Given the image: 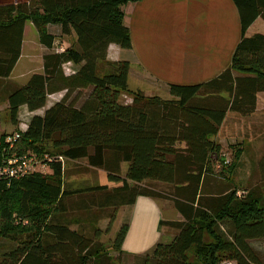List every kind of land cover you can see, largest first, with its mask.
Here are the masks:
<instances>
[{
    "label": "trees",
    "instance_id": "trees-1",
    "mask_svg": "<svg viewBox=\"0 0 264 264\" xmlns=\"http://www.w3.org/2000/svg\"><path fill=\"white\" fill-rule=\"evenodd\" d=\"M131 1L137 0H0V79L10 78L20 58L27 23L47 50L41 73L4 92L10 123L17 126L20 107L33 113L46 106L50 95L65 92L41 116L33 115L25 130L0 134V170L10 159L30 153L57 156L44 161L47 175L0 174V239L15 244L0 255V264H105L104 251L91 250L89 238L53 218L66 212L64 202L73 196L90 195L88 203L96 214L131 206L138 197L164 198L144 188L145 181L168 185L171 192L164 199L180 216L179 221H159L176 234L149 251L151 264H259L248 241L264 239V198L252 192L240 198L236 188L210 193L205 186L211 178L231 175L242 154L235 149L226 161L213 139L226 114L250 115L256 94L264 92V35L246 36L257 18L264 20V0H232L240 40L229 67L207 82L169 85L167 100L131 91L128 62L107 61L110 44L130 48L120 7ZM49 25L60 26L62 35L73 32L75 43L54 51ZM67 63L77 70L66 74ZM85 90L89 92L77 106ZM121 94L129 95L131 103H121ZM58 158L85 159L117 186L69 189ZM122 164L127 166L123 176ZM254 168L264 181V151ZM13 214L26 224L14 221ZM127 228L122 225L112 243L117 252H122Z\"/></svg>",
    "mask_w": 264,
    "mask_h": 264
},
{
    "label": "rangeland",
    "instance_id": "rangeland-1",
    "mask_svg": "<svg viewBox=\"0 0 264 264\" xmlns=\"http://www.w3.org/2000/svg\"><path fill=\"white\" fill-rule=\"evenodd\" d=\"M49 32L52 34L56 33L55 38H58V36L61 38L59 35L60 33H57L55 29L53 30L50 28ZM64 39L69 41V38ZM25 40L24 57L14 68L10 76L12 81L9 82L11 83L0 80V134H5V136L14 133L15 130L23 131L33 115L41 116L45 109L58 102L65 94V92H59L49 96L46 106L33 113L28 112L26 108H20L17 116V126H13L10 123L4 92L8 91V89H10L9 87L13 86L12 84L18 87L26 84L32 74H39L42 70L41 58L45 49L38 43L36 31L30 26L26 28ZM61 44L62 42L59 39L56 43L54 42V51H60V46L62 48ZM109 55H113L112 49L109 51ZM107 61L116 62V60L111 59ZM67 64L63 66V71L66 74H70L74 67ZM128 88L131 91H139L145 96H159L165 100L171 98L169 93L163 89L164 87L158 88L157 85L150 84L147 79L140 78L138 74L133 72L130 73ZM88 92L89 90H85L81 93L82 98L77 103V106L80 105L83 97L87 95ZM261 99V104H264V95H261ZM119 101L124 104H129L131 103V97L127 94H121ZM259 131L260 128L253 126L250 120L242 119L232 113L227 115L224 124L216 136L219 142L218 144L221 147V156L225 158L226 161L230 162L235 149H241L243 155H241L239 163H237L238 167L231 175L227 173L224 177L211 178V180L207 181L208 185L205 186V190L212 193L215 190L223 191L225 188H236L238 191L237 195L240 198L244 197L245 194L249 192L264 198V181H261L259 177L258 168H254V164L257 163L259 157H261L259 155H262V151L264 150V128H261V131ZM256 132H258V134ZM20 157H27L31 161L29 167L32 168L33 171L38 172L41 170L46 175L50 173V170L43 162H47L46 159L57 158V156L48 155L46 153L42 155L30 153ZM126 168V164H122V176ZM62 174V180L66 182L65 184H68L69 189L77 190L89 186H106L107 189H111L117 186L115 183L108 182L105 172L100 169L89 167L85 159L76 161L62 159ZM141 185L144 186V188H148V190H153L162 195L164 198H169L171 188L166 184L145 181ZM89 198L90 195L67 198L64 202L66 212L54 216L53 220L56 219L54 222L59 224H67L70 230L79 231L84 237L89 238L93 243L92 247L90 246L91 250L98 249L106 253V255L102 257L103 263L105 262V264H151L149 259L151 257V252H149L148 249L152 248L159 241L160 243L170 242L172 237L176 234V230L168 226H162L161 228L157 221L154 222V215L157 213L154 210H150L147 205V211L141 215V222L137 224L133 223L131 227L127 228L125 237L128 236V238L123 248L121 247L123 251L121 253L117 252L112 248V243L120 227L124 224V221H127V218H125L127 213L124 212L126 208H122L121 212L119 211V215L115 216V219L111 222V215L118 211V209L112 210L107 208L96 214L97 211H93L91 205L89 206ZM164 198L147 199L150 200L154 208H156L161 219L174 220V213L176 210L172 202ZM82 201L85 202V204H80ZM77 204L80 205V207L76 208ZM150 207L153 208L152 205H150ZM93 213L96 214V217H93ZM12 218L14 221L17 220V223H22L21 225L26 224V222L21 220L16 214H13ZM95 230H98V233H95ZM160 234L161 238L159 240ZM248 242L254 249H252L254 256L257 257L259 264H264V239ZM14 247L15 244L10 241L0 239V255L4 252H8ZM90 262V264H96L93 260Z\"/></svg>",
    "mask_w": 264,
    "mask_h": 264
},
{
    "label": "crops",
    "instance_id": "crops-1",
    "mask_svg": "<svg viewBox=\"0 0 264 264\" xmlns=\"http://www.w3.org/2000/svg\"><path fill=\"white\" fill-rule=\"evenodd\" d=\"M120 10L123 13L122 24L129 31L130 48L121 49L115 44H110L107 49V60L128 62V81L130 73L133 72L140 78L147 79L150 84L157 85L158 88L164 87L167 93L171 84L193 85L218 77L229 67L233 51L240 40L239 15L232 0H137L127 2L120 7ZM29 26L33 28L30 23L24 26L21 55L15 67L24 57L25 32ZM50 28L60 33L61 38L59 36L55 38L56 33L49 32ZM47 30L54 37L55 43L58 39L62 42L60 51L75 43V34L71 32L70 35H62L58 25H49ZM254 34L264 35V20L261 18H257L246 30V36ZM64 38H69V41ZM111 49L113 55H109ZM46 52L45 49L43 55ZM72 67H74L72 72L77 70V67L73 65ZM3 81L12 80L9 78ZM261 95H264V92L256 94L255 111L250 115L241 116L232 113L242 119L250 120L253 126L260 128V131L264 128V104H261ZM216 136L213 139L219 143ZM147 205L150 210L157 213L154 215L157 219L154 218V222L157 221L158 225L160 220L169 222L180 219L177 212L174 213V220L161 219L156 208L145 197H138L131 206L119 208L116 216L122 208H126L125 211L122 210L127 213L125 216L127 221H124V224L131 227L133 223L141 222V215L147 211ZM159 236L160 240L161 234ZM127 238L128 236L125 237L122 248ZM153 247L148 250H152Z\"/></svg>",
    "mask_w": 264,
    "mask_h": 264
},
{
    "label": "built area",
    "instance_id": "built-area-1",
    "mask_svg": "<svg viewBox=\"0 0 264 264\" xmlns=\"http://www.w3.org/2000/svg\"><path fill=\"white\" fill-rule=\"evenodd\" d=\"M15 138H17V135H14L13 138L8 137L6 139V143L11 144V142ZM58 160L60 162H62V158H58ZM46 161L52 162L53 159H46ZM30 162L31 161L27 157H17V158L10 159L8 161V167L5 165L6 167H4L2 170H0V174L5 173V174H8L9 177L10 176L11 177H20V176L24 175L25 173H28L29 171H33L32 168L29 167ZM43 164H45V163H43ZM221 264H233V262L223 261Z\"/></svg>",
    "mask_w": 264,
    "mask_h": 264
}]
</instances>
